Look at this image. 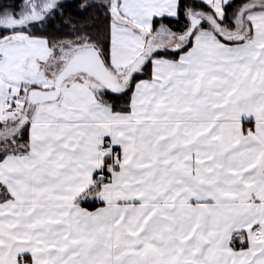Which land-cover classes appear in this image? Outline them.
I'll use <instances>...</instances> for the list:
<instances>
[{"label": "snow or ice", "instance_id": "snow-or-ice-1", "mask_svg": "<svg viewBox=\"0 0 264 264\" xmlns=\"http://www.w3.org/2000/svg\"><path fill=\"white\" fill-rule=\"evenodd\" d=\"M0 6V264H264V0Z\"/></svg>", "mask_w": 264, "mask_h": 264}, {"label": "trees", "instance_id": "trees-1", "mask_svg": "<svg viewBox=\"0 0 264 264\" xmlns=\"http://www.w3.org/2000/svg\"><path fill=\"white\" fill-rule=\"evenodd\" d=\"M9 2H10V0H0V6L7 5ZM77 4H78V0L67 2L65 14L75 16L77 14V11H78Z\"/></svg>", "mask_w": 264, "mask_h": 264}, {"label": "rangeland", "instance_id": "rangeland-1", "mask_svg": "<svg viewBox=\"0 0 264 264\" xmlns=\"http://www.w3.org/2000/svg\"><path fill=\"white\" fill-rule=\"evenodd\" d=\"M74 1V0H67V2Z\"/></svg>", "mask_w": 264, "mask_h": 264}]
</instances>
